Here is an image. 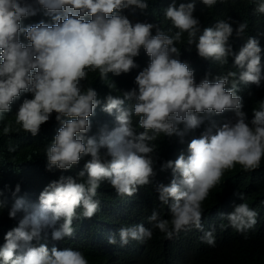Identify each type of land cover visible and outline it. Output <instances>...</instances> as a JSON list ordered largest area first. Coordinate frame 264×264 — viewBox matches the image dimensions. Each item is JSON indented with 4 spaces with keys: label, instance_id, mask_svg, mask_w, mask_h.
Instances as JSON below:
<instances>
[{
    "label": "clouds",
    "instance_id": "obj_1",
    "mask_svg": "<svg viewBox=\"0 0 264 264\" xmlns=\"http://www.w3.org/2000/svg\"><path fill=\"white\" fill-rule=\"evenodd\" d=\"M201 3L212 6L217 0ZM254 3L255 12L264 14V0ZM195 5L196 0H172L164 15L178 31L170 36L152 23H133L123 14L126 9H147L148 0H0V119L22 93H30L16 111L22 130L36 136L54 114L61 125L45 150L47 170L68 171L90 157L75 177L61 175L50 182L36 204L17 196L16 185L8 215H24L4 236L0 264H89L84 251L32 245L45 227L60 221L52 238L71 236L76 217L89 225L90 233L83 235L77 228L74 240L84 248L90 241L106 240L101 251L110 253L108 264H201L202 258L218 254L219 233H232L226 218L241 233L256 225L257 211L238 204V190L223 180L225 170L235 165L248 176H264V102L249 120L238 95L239 84L259 86L264 80L262 49L257 38L249 37L234 52L229 43L232 23L219 20L202 29L193 14ZM40 9L44 12L37 14ZM45 13L54 23L23 25L24 19ZM247 27L239 23L236 35ZM184 33L200 57L220 65L231 57L239 72L214 80L206 76L197 83L194 70L179 59L176 42ZM141 48L150 62L131 79L136 84L132 90L122 97L108 94L102 102L94 88H84L89 71L97 81L139 67L134 58ZM132 99L131 107L126 100ZM98 106L115 114L117 123L99 139L87 135L89 117ZM225 110L233 111L235 120L222 114ZM201 113L217 115H197ZM161 136L184 139L183 147L170 155L178 158L161 166L168 169L167 185L153 180ZM155 139L154 156L155 145L149 142ZM103 181L113 188H104L94 198ZM152 185L163 205L161 213L169 212L170 219L161 218L158 211L125 215L139 206L138 196ZM237 193L242 200L246 197ZM218 195L223 201L207 206L209 198ZM223 204L234 210L226 213Z\"/></svg>",
    "mask_w": 264,
    "mask_h": 264
},
{
    "label": "trees",
    "instance_id": "obj_2",
    "mask_svg": "<svg viewBox=\"0 0 264 264\" xmlns=\"http://www.w3.org/2000/svg\"><path fill=\"white\" fill-rule=\"evenodd\" d=\"M176 2L179 4L181 2H189V0H176ZM171 3L172 0H148L147 9L143 11L136 9L134 12L126 9L123 11V14L128 16L133 23H152L165 32V34L171 36L178 31L164 15L165 9ZM255 7L254 0H217V3L212 6L204 5L201 3V0H196L193 14L199 18L202 29L213 26L219 20H229L234 29L233 35L229 38V43L236 53L239 52L249 37L257 38L262 49L261 64L264 66V14L255 12ZM43 12L44 9H40L37 14ZM37 14L24 19L23 25L26 27L36 24L41 20L48 24L54 23L51 16L46 15V13L39 18ZM241 22L246 23L248 27L242 35L237 36L235 29ZM153 34H155V29H153ZM188 40L187 33H184L181 40L176 42V47L180 50V61L186 63L191 70H194V77L197 83L206 76L209 80H214L216 77L227 74L229 71L239 72V69L233 65V58L230 57L229 62L223 65L211 59H204L198 55L195 44L189 45ZM134 59L139 67L132 69L129 73H122L119 76L110 75L107 79L94 81L93 73L89 71L87 78L82 82L84 88H94L98 93V98L102 102L108 94L122 97L124 92L130 91L136 86L135 81H131L133 76H137L150 62V58L143 48L140 50V55ZM262 73H264V68H262ZM238 95L242 97L243 111L247 114L248 119L251 120L253 118V110L258 109L261 103L264 102V80L261 81L259 86L253 83L239 84ZM25 98H31V94L22 93L11 105V111L5 113L3 119H0V193H2L0 201L4 204V207L0 208V245H3L5 242V234L16 227L19 219L24 215L23 212L18 213L15 219L9 218L8 215L14 203L15 197L13 196V192L17 184L20 185V192L16 195L24 197L29 204H36L38 203L40 193L50 182L58 180L61 175H72L75 177L83 169L85 162L90 159V157H84L68 171L55 168L52 171L47 170L48 161L45 150L49 143L53 141L59 129L55 127H60L61 125L56 121L54 114L50 121L41 125L40 131L36 136L23 131L16 123V111ZM126 101L130 103L131 107L135 103L134 99ZM222 114L235 120V114L231 110H225ZM197 115L212 118L217 114L201 113ZM89 119L91 121V129L87 135L94 136L97 139H99L102 132L111 131L117 126L115 114L109 115L103 112L101 106L97 107ZM5 127L10 129L7 134L3 131ZM157 140L149 142L155 145L153 155L158 149ZM159 142L161 144V151L159 159L157 158L154 166L155 176L153 180H155L154 182L157 185L161 183L167 185L168 183H166L165 178L168 169L161 170V166L166 161H175L178 158L170 155L179 147H183L184 139L181 142V137L179 136H161ZM106 151V149H101L102 154L106 153ZM225 173L227 175L223 181L232 185L236 189L234 191L238 190L246 195L242 200L239 193H237L238 191L236 192L238 204L247 203L250 208L257 211V223L253 228L241 233L233 229L226 218L225 226L232 233L221 231L218 235V254L204 257L200 263L264 264V201H258L264 199V176L260 178L248 176L243 172H239L237 165L225 170ZM108 187H112L111 184L103 181L97 189V195L94 198H98L102 190ZM138 199L140 201L139 206L125 211V215H132L135 212L158 211L161 218L170 219L169 212L161 213L163 205L157 200L154 185L141 192ZM222 201L223 197L221 195L212 196L207 201V206L217 205ZM221 207L224 208L226 213H231L234 210V208H231L227 204H223ZM77 211L81 213V209H77ZM59 223H62V221L57 222L54 226L45 227L42 231L41 239L39 241L34 240L32 245L46 244L48 248L55 246L59 250L72 248L84 251L89 264H108L110 253L101 251V247L106 240L90 241L85 248L81 242L74 240L73 236L77 228L83 235L90 233V227L87 223L76 217L72 224L74 229L73 234L61 240H54L52 238V231L54 228L59 227ZM153 240L155 241V239Z\"/></svg>",
    "mask_w": 264,
    "mask_h": 264
}]
</instances>
